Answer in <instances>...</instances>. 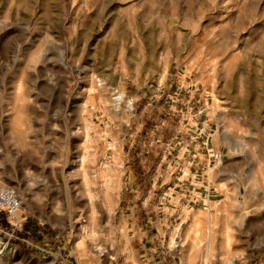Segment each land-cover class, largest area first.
Listing matches in <instances>:
<instances>
[{
  "label": "rangeland",
  "instance_id": "rangeland-1",
  "mask_svg": "<svg viewBox=\"0 0 264 264\" xmlns=\"http://www.w3.org/2000/svg\"><path fill=\"white\" fill-rule=\"evenodd\" d=\"M0 264H264V0H0Z\"/></svg>",
  "mask_w": 264,
  "mask_h": 264
},
{
  "label": "built area",
  "instance_id": "built-area-1",
  "mask_svg": "<svg viewBox=\"0 0 264 264\" xmlns=\"http://www.w3.org/2000/svg\"><path fill=\"white\" fill-rule=\"evenodd\" d=\"M21 207L22 200L13 188L0 184V214L7 220L11 232L22 226L23 220L19 215Z\"/></svg>",
  "mask_w": 264,
  "mask_h": 264
},
{
  "label": "bare ground",
  "instance_id": "bare-ground-1",
  "mask_svg": "<svg viewBox=\"0 0 264 264\" xmlns=\"http://www.w3.org/2000/svg\"><path fill=\"white\" fill-rule=\"evenodd\" d=\"M50 264H54V262L52 261ZM203 264H208V257L204 259Z\"/></svg>",
  "mask_w": 264,
  "mask_h": 264
}]
</instances>
